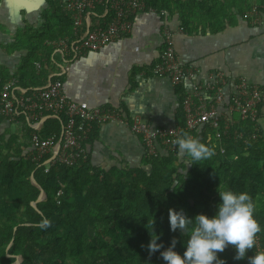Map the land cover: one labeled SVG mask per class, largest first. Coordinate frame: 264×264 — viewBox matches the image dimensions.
<instances>
[{
	"label": "trees",
	"instance_id": "obj_1",
	"mask_svg": "<svg viewBox=\"0 0 264 264\" xmlns=\"http://www.w3.org/2000/svg\"><path fill=\"white\" fill-rule=\"evenodd\" d=\"M56 1L45 0L47 7L41 12L39 26L29 28L15 41L25 55L19 74L0 73V90L15 76L20 90L42 86V74L34 73V62L40 59L37 51L47 49V40L73 34L70 15L62 12ZM147 3L157 13H177L183 27L189 24L184 4L175 0ZM192 3L203 8L205 0ZM102 12L100 8L90 13L92 25H100ZM81 29H86L85 21ZM239 79L245 78L234 83ZM183 99L177 115L181 133L187 132L215 150L211 158L198 163L186 156L180 161L176 148L167 150L166 155L157 151L156 156L145 150L138 168L103 170L91 165L87 157L73 167L57 165L46 172L48 157L35 164L19 156V147L13 146L17 139L0 138V264H165L160 252L171 239H177L175 250L181 254L187 240V235L169 230L168 209H182L189 217L199 213L212 216L219 202L218 191L225 189L251 196L261 231L247 256L264 251V132L256 124L240 121L236 114L227 122L230 133L220 143L213 140L207 124L186 131ZM5 121L0 117V123ZM65 121L62 115L48 118L38 133L59 139ZM235 131L242 133L241 138L235 137ZM29 135L27 127L30 143ZM152 230L160 235L157 242L163 247L150 255L147 244L150 234H155ZM234 255L232 246L219 253L226 264H248L247 259L234 260Z\"/></svg>",
	"mask_w": 264,
	"mask_h": 264
},
{
	"label": "crops",
	"instance_id": "obj_2",
	"mask_svg": "<svg viewBox=\"0 0 264 264\" xmlns=\"http://www.w3.org/2000/svg\"><path fill=\"white\" fill-rule=\"evenodd\" d=\"M175 1L184 4L190 14L187 27L181 25L177 13L166 16L143 13L135 17L128 35L97 52L68 62L44 44L47 49L38 50L40 59L34 62L41 65L39 71L35 67L34 73L42 74L43 83L35 88H44L60 78L68 100L86 103L91 108H119L128 124L132 117H139L152 128L166 130L179 127L177 115L182 96L194 94L206 109L214 104V92L207 85L211 75L222 72L225 84L217 110L220 119H225L235 79L245 78L251 84L264 85V12L256 25L245 16L252 5L264 1L205 0L203 8L192 3L203 0ZM46 7L45 0H0V73L3 76L19 74L25 52L18 51L20 48L15 41L29 28H37ZM166 23L173 34L176 58L187 70L186 79L176 87L168 79L154 77L151 73L163 49L162 28ZM12 78L17 79V76L6 82ZM45 120L47 118L36 128L41 129ZM260 121L264 125V106ZM27 127L24 118L23 121L16 119V123L8 120L0 123V138L17 139L13 146L19 147V156L23 158L31 152ZM210 138L212 133L208 135V140ZM85 148L90 164L103 170L138 168L145 156L141 138L131 133L127 125L118 123L94 128ZM156 150L166 155L168 149L157 144ZM178 157L184 161V155L178 154Z\"/></svg>",
	"mask_w": 264,
	"mask_h": 264
},
{
	"label": "built area",
	"instance_id": "obj_3",
	"mask_svg": "<svg viewBox=\"0 0 264 264\" xmlns=\"http://www.w3.org/2000/svg\"><path fill=\"white\" fill-rule=\"evenodd\" d=\"M56 2L62 12L70 15L73 21V34L72 37L47 40L44 44L59 52L64 62L97 52L128 35L138 15L157 13L148 5L147 0H57ZM100 8L103 9L100 15L101 23L92 25L89 15ZM261 12H264V2L252 5L245 16L256 25L260 21ZM158 14L166 16L163 10ZM85 20L88 23L84 32H81ZM162 37L163 49L151 73L154 77L168 79L170 84L176 87L186 79L187 70L176 58L173 34L167 23L162 28ZM34 65L39 71L40 63ZM209 80L211 82L207 88L214 92V104L209 109L200 105L196 100L198 97L194 94L191 95L192 98L187 95L183 99L182 111L186 131L192 132L207 124L213 131V140L220 143L222 137L229 135L230 128L227 122L236 114L240 121L256 124L264 132V125L260 121L261 107L264 106V86L249 84L245 79H239L229 96L227 117L221 120L217 105L222 100L224 75L222 72H217L211 75ZM212 83L213 85H210ZM61 115L66 121L61 129L60 138L57 139L54 134L41 137L38 133L40 129L36 126L46 118H57ZM20 116L28 122L30 129L31 152L25 158L37 164L48 157L45 163L46 172L53 166L73 167L80 161L86 160V141L94 128L105 123L127 125L131 133L141 138L147 154L151 156L157 155V144L165 146L169 151L175 150L177 145L172 141L181 134L180 127L166 130L152 128L143 123L139 117H132L128 124L119 109L91 108L86 103L68 100L63 93L60 78L50 81L44 88L28 90H20L14 78L6 82L0 90V117L16 123V119ZM221 124H223L222 129ZM241 134L235 131L236 138H241Z\"/></svg>",
	"mask_w": 264,
	"mask_h": 264
},
{
	"label": "clouds",
	"instance_id": "obj_4",
	"mask_svg": "<svg viewBox=\"0 0 264 264\" xmlns=\"http://www.w3.org/2000/svg\"><path fill=\"white\" fill-rule=\"evenodd\" d=\"M172 143L178 146V154L190 158L192 162L207 160L215 154L214 148L187 132H182ZM218 195L219 202L212 216L199 213L189 217L182 209H168L169 230L187 235V240L183 243L184 251L181 254L175 250L177 239H171L169 246L160 252L165 264H226L219 253L229 246L234 249V260L247 259L248 264H264V251L247 256L248 251L255 246L256 234L261 231L253 215L251 196L247 192L230 189L220 190ZM158 240L160 235L150 234L147 244L150 255L163 247Z\"/></svg>",
	"mask_w": 264,
	"mask_h": 264
},
{
	"label": "rangeland",
	"instance_id": "obj_5",
	"mask_svg": "<svg viewBox=\"0 0 264 264\" xmlns=\"http://www.w3.org/2000/svg\"><path fill=\"white\" fill-rule=\"evenodd\" d=\"M45 10V9H44ZM39 26V25H38Z\"/></svg>",
	"mask_w": 264,
	"mask_h": 264
},
{
	"label": "water",
	"instance_id": "obj_6",
	"mask_svg": "<svg viewBox=\"0 0 264 264\" xmlns=\"http://www.w3.org/2000/svg\"><path fill=\"white\" fill-rule=\"evenodd\" d=\"M53 158V157H52Z\"/></svg>",
	"mask_w": 264,
	"mask_h": 264
}]
</instances>
